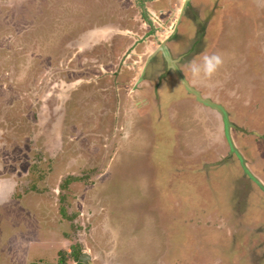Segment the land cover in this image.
Segmentation results:
<instances>
[{"label":"rangeland","instance_id":"obj_1","mask_svg":"<svg viewBox=\"0 0 264 264\" xmlns=\"http://www.w3.org/2000/svg\"><path fill=\"white\" fill-rule=\"evenodd\" d=\"M238 2L247 20L234 10L222 66L211 79L189 77L254 132L264 127V0ZM168 8L158 0H0V264H55L79 243L87 264H264V193L228 160L223 140L212 144V108L192 96L183 120L172 98L155 116L138 114V94L121 89L122 105L113 99L115 85L136 75L123 60L142 67L171 30V18L158 14ZM95 24L100 43L68 65L77 52L68 37ZM212 54L207 48L197 63ZM91 61L101 64L83 71ZM95 73L99 85L83 83L77 96L89 95L64 105L73 79ZM255 140L247 135L242 151L259 150L261 161ZM262 163L251 167L256 175ZM238 219L242 229L248 221L253 247L232 245Z\"/></svg>","mask_w":264,"mask_h":264},{"label":"flooded vegetation","instance_id":"obj_2","mask_svg":"<svg viewBox=\"0 0 264 264\" xmlns=\"http://www.w3.org/2000/svg\"><path fill=\"white\" fill-rule=\"evenodd\" d=\"M166 1L169 3L168 14H166L164 11L161 10L158 12V14L162 16L161 18L162 21L165 15H168V17L171 18V26H170L171 30L165 35V37L162 40H160V42L158 43V47L153 51H151L149 54H147V56L141 62L142 67L137 66L138 63L137 60L136 61L132 60L131 62L132 64L126 63L125 60H123V64L125 63V66L129 69H132L136 75H134L131 78L128 77L126 82L122 84L115 85L116 93L114 94L113 99L117 100L118 105L120 106L121 104L120 100L122 101V97L120 98L119 95L121 89H124L129 97H132V94L130 95V93H133V95L134 93L138 94V96H141V99H138L137 101L136 100L133 101V99H131L138 110V114L142 115L141 114L142 112H140V110L141 111L143 110L144 115L147 116L148 114H151L152 116H155V112L161 111L164 104H166L167 100H170V98H172L174 100L169 108L172 109L173 106L179 108L180 109L179 113L182 115L181 117H183L184 120V116L188 111L183 109V107L190 106V103L192 104L193 97L195 99V94L190 93L187 90L184 82H188L190 86L194 87L201 93V90H199L196 87L194 81L189 77L191 72V65L193 63H197V61L201 58V55L207 48H210L211 52H214V54H218L221 51L219 47H221L224 41V33H227L229 31L227 30V28H230L231 24L235 23L233 22V20L230 19L232 16H234V10L241 12V14L244 15L246 20H247V12L244 11L245 10L244 8L238 5L239 3L238 0H166ZM241 8L243 10H241ZM157 32L158 31H156L155 29L154 34L157 35ZM67 48H71V47L69 46ZM80 52L83 51L80 50ZM74 59H76V55L74 56L72 54V56L68 59L69 62L68 65L72 61H74ZM90 63L98 66L101 64L92 61L85 62L82 64L84 65L83 71L86 72V70L90 68L89 67L91 66ZM75 66L71 65V67L69 66L66 68L67 72L70 71L69 76L71 77H73L74 74H76L78 71ZM230 67L231 65L224 66V71L228 76L232 75L230 74V70H231ZM263 69H264V65H263ZM59 72L61 71L59 70ZM102 77L103 74L95 73L93 74V77L89 79L81 78L80 76H79L80 79H73V81L71 82L73 84L71 88L68 89L69 90L67 94L68 96L64 97L65 100L68 101V105L65 102L63 104L64 105L66 104V106H69L71 108L76 107L77 102L81 101L83 97L86 98V94L88 93L89 95V91H90V89H83L85 90L84 94L78 97L77 92L80 93L79 90L81 88V85L83 83H86L87 85L88 84L91 85V83L94 82L95 86H98ZM58 80L60 81L61 79L59 78ZM103 89L104 88L99 87V89L96 90V93L97 91L99 92ZM172 90L180 93L182 92L184 93V95H181L179 93L181 96L175 98L170 94L172 93L171 92ZM201 94L203 97H207L206 94L203 93ZM91 95H96V94H91ZM52 97L54 100H59L57 94L55 95L52 94ZM209 99L217 103L218 105H222L219 102H217V100H213L211 98ZM194 103L199 106L202 105L206 106L203 103L198 102L196 99ZM64 105L62 104L57 105L58 106L57 109H55L57 106H53V111L58 110L61 107L60 111L58 110L60 112L59 115H61V112L64 110ZM118 105L117 107L115 106L114 108L118 109L119 107ZM222 106L225 107L226 110L225 117L222 116L215 109H212V112L214 113L213 114L214 118L212 119L213 124L211 131V135L213 136L212 144L216 139H217L216 141L223 140L222 146H226L225 154H227V157H229L228 160L233 161L232 159H236V161L239 162L243 170V175H245V177L252 176L256 180V182L253 181L255 183L254 187H257V189L263 195L264 158L263 160L260 161L259 150L255 152L254 154L255 157H251L249 151H247L248 152L247 154L243 153L242 145H244V142H247V135L249 136L251 134H254L256 138L255 144L264 148L262 144L261 145L259 144V143H264V127L261 126V129H257V130L254 129L251 130L254 132H250L248 131L250 127H247L246 121H244L243 119L240 120L237 119L238 117L234 116L230 108L228 109L227 106L224 105ZM108 109L110 111L113 109V107L111 108L109 107ZM113 113H114L113 119L117 121V116H118V114H116L117 111L115 110L113 111ZM210 114L212 116V113ZM58 118L56 117V119ZM107 122L105 123L107 124ZM227 122L229 124H227ZM157 123L161 128H163L162 126H164V121H158ZM259 130H261L262 132H260ZM206 145L209 146L210 144H206ZM249 150L254 152L253 148H250ZM262 151H264V149ZM218 152L219 151H217V153ZM260 163H262L261 165H259L260 167L259 170L261 171L259 175H256L251 167L255 168ZM255 193L256 192H253L254 195ZM235 223H237L238 225L236 224V226L234 227L232 226V227L235 229L234 232L238 234V237L234 238L236 243L233 244L231 243V244L236 246L237 242L241 240V242L243 243L247 241V244L249 243L248 245H250V247H253L252 242L246 238L248 236H245L247 234L246 233L247 230L250 228L248 221L246 228H243L244 230L242 229L243 222L241 219H238V221ZM241 235L243 238H240ZM245 238L247 240H245ZM236 254L233 255L236 256ZM229 255L233 257L231 252H229ZM247 258L250 259V256Z\"/></svg>","mask_w":264,"mask_h":264},{"label":"crops","instance_id":"obj_3","mask_svg":"<svg viewBox=\"0 0 264 264\" xmlns=\"http://www.w3.org/2000/svg\"><path fill=\"white\" fill-rule=\"evenodd\" d=\"M158 1H165V2H167L166 0H158ZM166 5V4H165ZM164 9V8H163ZM162 9V10H163ZM154 11V10H153ZM154 12H156V11H154ZM151 13V12H150ZM146 26H150L149 24H147ZM100 28H101V25H97V24H95L94 26H91L89 29H86V30H82L81 32L83 33L82 35H80L79 36V38H78V40L77 39H75L80 33H78V34H76V35H74V36H72V37H68L69 39H74V41H72V40H70V41H72V42H67V44H66V46L67 47H71V48H73L74 47V49H76L77 50V52L76 51H74L73 52V55L75 56V55H79V53H81L80 52V50H82L83 52L85 51V50H88V49H91V48H89V47H91V46H94V45H96V44H99L100 43V40H96L95 42H93L95 39H99V35H101V34H103V33H99L101 30H100ZM85 31V32H84ZM87 33H89V34H87ZM103 37V36H102ZM100 38H101V36H100ZM99 41V42H98ZM73 49V50H74ZM79 51V52H78ZM85 57V56H84ZM83 57V58H84ZM88 255V254H87Z\"/></svg>","mask_w":264,"mask_h":264},{"label":"clouds","instance_id":"obj_4","mask_svg":"<svg viewBox=\"0 0 264 264\" xmlns=\"http://www.w3.org/2000/svg\"><path fill=\"white\" fill-rule=\"evenodd\" d=\"M223 62V58L220 54L208 55L203 58L202 62L193 63L191 65V72L193 76L197 78L203 75V77L211 79L222 66Z\"/></svg>","mask_w":264,"mask_h":264},{"label":"water","instance_id":"obj_5","mask_svg":"<svg viewBox=\"0 0 264 264\" xmlns=\"http://www.w3.org/2000/svg\"><path fill=\"white\" fill-rule=\"evenodd\" d=\"M184 83H185V86H186L187 90H188L190 93L195 94V99H196L198 102L203 103L204 105L209 106V107H211L212 109H215V110H216L217 112H219L222 116H224V117L226 116V110H225V108H224L222 105H218L217 103L213 102V101L210 100L209 98H207V97H203L202 94H201L197 89H195L194 87L190 86L188 82H184ZM227 124H229V123L227 122ZM5 194H6L5 192H1V193H0V200H1L3 197L6 196ZM87 259H89V255H87V254H85V253L82 254V255L80 256V260H81V261L86 262Z\"/></svg>","mask_w":264,"mask_h":264},{"label":"trees","instance_id":"obj_6","mask_svg":"<svg viewBox=\"0 0 264 264\" xmlns=\"http://www.w3.org/2000/svg\"><path fill=\"white\" fill-rule=\"evenodd\" d=\"M76 245H78L79 247H77ZM81 249H80V243L79 244H73L71 245V249L69 252L65 251V250H61L59 251V259L58 262L55 264H68V262L70 260L74 261L75 264H87L84 261L80 260V256H81ZM30 264H39L38 262H33ZM41 264H53V263H41Z\"/></svg>","mask_w":264,"mask_h":264},{"label":"built area","instance_id":"obj_7","mask_svg":"<svg viewBox=\"0 0 264 264\" xmlns=\"http://www.w3.org/2000/svg\"><path fill=\"white\" fill-rule=\"evenodd\" d=\"M157 15V14H156Z\"/></svg>","mask_w":264,"mask_h":264}]
</instances>
